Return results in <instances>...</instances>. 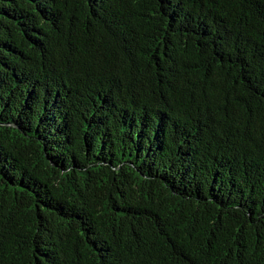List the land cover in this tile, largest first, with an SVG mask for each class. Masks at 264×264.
Returning a JSON list of instances; mask_svg holds the SVG:
<instances>
[{
    "label": "trees",
    "instance_id": "trees-1",
    "mask_svg": "<svg viewBox=\"0 0 264 264\" xmlns=\"http://www.w3.org/2000/svg\"><path fill=\"white\" fill-rule=\"evenodd\" d=\"M0 264H264V0H0Z\"/></svg>",
    "mask_w": 264,
    "mask_h": 264
}]
</instances>
